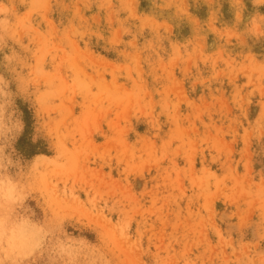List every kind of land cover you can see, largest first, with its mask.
<instances>
[{
	"label": "rangeland",
	"instance_id": "rangeland-1",
	"mask_svg": "<svg viewBox=\"0 0 264 264\" xmlns=\"http://www.w3.org/2000/svg\"><path fill=\"white\" fill-rule=\"evenodd\" d=\"M3 3L34 205L108 264H264V0Z\"/></svg>",
	"mask_w": 264,
	"mask_h": 264
},
{
	"label": "clouds",
	"instance_id": "clouds-1",
	"mask_svg": "<svg viewBox=\"0 0 264 264\" xmlns=\"http://www.w3.org/2000/svg\"><path fill=\"white\" fill-rule=\"evenodd\" d=\"M12 26L11 10L0 0V53L9 47ZM17 56L0 65V264H108L102 248L68 231L67 218L46 214L33 203L44 165L16 147L25 132L16 101L30 90L27 79L18 76L23 65Z\"/></svg>",
	"mask_w": 264,
	"mask_h": 264
}]
</instances>
